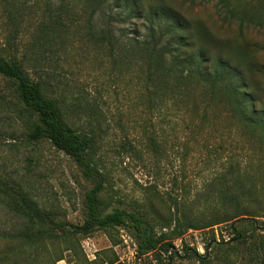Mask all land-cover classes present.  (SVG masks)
<instances>
[{"label":"rangeland","instance_id":"374dc122","mask_svg":"<svg viewBox=\"0 0 264 264\" xmlns=\"http://www.w3.org/2000/svg\"><path fill=\"white\" fill-rule=\"evenodd\" d=\"M166 2L200 19L214 35L230 40L238 36L239 20L226 16L228 9L246 14L251 20L244 24L245 39L264 46V0H197L196 5L189 0ZM5 4L0 0L2 53L9 55L13 41L18 57L26 60L30 78L52 82L54 94L74 109L67 119L72 127L87 130L101 124L106 185L99 198L107 212L121 208L143 213L158 233L170 235L169 241L178 239L172 231L179 218L192 226L184 241L191 247L202 245L204 254L205 245L215 237L216 243L208 250V264H262L254 247L264 243V146L247 139L221 107L209 109L204 119L206 105L199 91L185 111L171 110L164 117L151 113L145 103L143 68L136 64L127 71L119 70L106 51L84 38L89 9L75 8L60 39H43L40 25L48 19L47 0H20L17 10ZM130 29L135 32L140 25ZM259 54L264 61V53ZM26 131V124L15 126L10 115L0 109V166L56 222L82 224L85 194L94 184L69 156L48 141H27ZM152 135L161 145L159 152L148 148ZM127 141L139 156L120 152ZM232 160L261 175L251 195L238 199L248 206L240 211H247L259 222L249 229L245 241L233 240L234 232L225 223L210 226L223 216L221 177ZM172 199H177V208ZM238 227L244 231L243 225ZM122 235L128 236L131 245L135 241L132 233L123 229L97 230L88 237L60 233L41 249L26 247V258L19 264H121L118 253L123 250ZM3 251L1 248L0 258ZM59 257L63 260L57 261ZM153 260L156 264H201L184 251L169 260L161 254L158 262L151 253L142 263L154 264Z\"/></svg>","mask_w":264,"mask_h":264},{"label":"trees","instance_id":"16d2710c","mask_svg":"<svg viewBox=\"0 0 264 264\" xmlns=\"http://www.w3.org/2000/svg\"><path fill=\"white\" fill-rule=\"evenodd\" d=\"M2 2L17 10L20 0ZM189 2L197 4V0ZM77 6L90 10L84 38L106 51L119 70L127 71L136 64L143 68L145 103L151 113L164 117L171 110L185 111L199 91L206 105L204 119L209 109L221 107L247 139L256 140L263 148L264 61L259 53H264V46L245 39L244 24L251 20L246 14L228 9L226 16L239 20L238 36L230 40L214 35L200 19L175 9L166 0H47L48 19L40 25V37L60 39V32L68 30L69 16ZM134 24L140 25L135 32L130 29ZM9 51V55H5L0 49L3 81L0 109L10 115L15 126H28L27 141H48L69 156L94 186L85 194L83 223L65 225L56 222L53 215L43 210L23 185L0 166V249L4 248L0 264L24 262L26 247L41 249L52 244L60 233L88 237L97 230L108 229L129 230L139 255L152 253L157 262L160 261L161 254L168 253L173 246L170 235L158 233L143 213L121 208L107 212L100 202L106 185L102 172L105 164L101 124L87 130L72 127L67 119L74 109L66 107L65 100L54 94L56 91L50 89L52 82L30 78L26 60L18 57L13 41L9 43ZM148 148L154 152L161 150L153 135L148 138ZM120 150L125 156H139L129 141L123 143ZM248 168L235 160L228 163L221 177L224 213L210 225L225 223L234 232L233 240L239 241L247 239L250 228L259 226L252 214L240 211L247 210L248 206L238 199L251 195L261 176ZM172 200L177 208V199ZM175 222L172 233L177 238H184L192 229L179 218ZM239 225L244 226V231L239 230ZM213 243H216L214 236L205 245V254L200 255L196 247L183 239V250L186 255L196 256L201 264H208V250ZM254 252L264 264V243L254 247ZM176 256L178 254L173 252L170 259ZM60 260L63 258L57 259Z\"/></svg>","mask_w":264,"mask_h":264},{"label":"built area","instance_id":"2783aa9c","mask_svg":"<svg viewBox=\"0 0 264 264\" xmlns=\"http://www.w3.org/2000/svg\"><path fill=\"white\" fill-rule=\"evenodd\" d=\"M124 232V231H123ZM123 239V250L122 253H118L120 263L121 264H143V258H145L146 255L151 256V253L139 255L138 253V246L137 243L132 240V245L129 243V238L127 235H122ZM130 254L131 257L127 256V251ZM183 238H178L175 241H173V246L171 247V251L168 253H163V256L165 259H170V256L172 253H176L178 255H182L183 253ZM196 251L198 254L202 255L204 254V249L202 245L196 246ZM153 263L156 264V261L153 260Z\"/></svg>","mask_w":264,"mask_h":264}]
</instances>
